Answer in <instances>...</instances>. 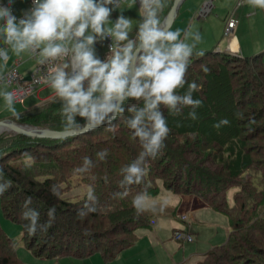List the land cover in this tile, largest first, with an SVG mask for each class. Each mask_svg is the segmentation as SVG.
Here are the masks:
<instances>
[{
	"label": "trees",
	"instance_id": "trees-1",
	"mask_svg": "<svg viewBox=\"0 0 264 264\" xmlns=\"http://www.w3.org/2000/svg\"><path fill=\"white\" fill-rule=\"evenodd\" d=\"M173 2L165 0L162 22ZM201 52L203 55L194 54L187 73L188 82L201 86L193 93L194 99L203 101L196 109L198 119L188 118L190 108L173 115L162 107L170 128L165 148L155 160L148 161L144 184L133 185L126 198L114 197L123 191L118 186L122 179L119 170L141 149L122 118L113 120V131L99 127L63 139L0 133V167L5 178L13 182L0 196L4 215L22 226L20 214L29 196L30 207L40 213V223L47 222L50 207L56 208V219L46 232L29 236L22 226L23 241L36 256L84 259L99 252L106 262L115 259L136 241V231L149 224L151 211L137 214L133 197L145 185L151 197L157 196L162 181L165 188L195 195L230 220L227 242L209 250L198 264H264V50L249 56L216 48L194 51ZM201 65L210 71L204 73ZM186 90L187 85L179 91ZM59 108L54 95L22 110L19 119H11L64 130ZM76 119L84 123L82 118ZM223 119L229 123L214 127ZM250 141L260 142L259 147L249 146ZM105 148L109 154L105 161H99L95 154ZM84 156L90 157L95 167L89 174L73 175ZM92 175L95 181L90 179ZM74 176H79V185H91L98 198L97 211L83 219L77 210L83 206L86 192L77 200L65 197L74 188ZM54 184L59 185V197L50 192ZM233 188L236 191L230 201ZM16 246L17 241L0 225V264H25Z\"/></svg>",
	"mask_w": 264,
	"mask_h": 264
},
{
	"label": "clouds",
	"instance_id": "clouds-1",
	"mask_svg": "<svg viewBox=\"0 0 264 264\" xmlns=\"http://www.w3.org/2000/svg\"><path fill=\"white\" fill-rule=\"evenodd\" d=\"M124 0H32V5L20 18L13 14L14 0L0 4V68L7 66L10 54L34 59L42 70L40 79L53 91L60 103L59 115L65 132L78 134L81 128L92 131L106 127L113 131V120L122 118L130 130L131 139L138 141L140 151L137 157L119 170L122 179L114 193L116 198H126L133 185L144 184L149 171V160H155L165 148L170 128L162 107L173 115H179L184 108H190L188 118L198 119L196 109L202 107L201 99H194L193 93L201 86L188 82L187 73L202 37L191 26L183 31L165 29L160 13L165 0H127L128 8L139 3L134 36L133 20L123 11L110 19L113 11L121 9ZM264 9V0H241V5ZM106 58L97 55V43L109 40ZM201 70L210 69L201 65ZM11 77L0 74V98L5 109L19 119L15 108L17 96L7 87ZM187 90L182 94L180 89ZM135 101L132 104L128 102ZM125 113L128 115L125 116ZM243 118V114L237 112ZM77 117L84 123L77 122ZM227 119L214 127L227 125ZM108 149L96 152L99 161H105ZM93 160L84 156L81 165L75 167L73 175L91 173ZM90 179L95 181L94 175ZM0 167V196L12 187ZM145 185L132 199L137 214L157 211V204ZM50 192L59 197V185H52ZM167 198L159 204L164 211ZM32 197L23 203L20 219L24 232L35 236L38 231L46 232L56 219V208L47 211L48 220L40 223V213L30 207ZM98 198L89 185L86 200L77 210L80 218L96 212ZM86 209L87 211H84Z\"/></svg>",
	"mask_w": 264,
	"mask_h": 264
},
{
	"label": "crops",
	"instance_id": "crops-1",
	"mask_svg": "<svg viewBox=\"0 0 264 264\" xmlns=\"http://www.w3.org/2000/svg\"><path fill=\"white\" fill-rule=\"evenodd\" d=\"M199 1H183L171 30L179 29L183 33V26L188 25V28L191 26L192 30L198 31L202 37L197 45L204 42L212 43L215 45L213 48L220 45L228 51L241 55L244 54V51L249 53L250 50L264 47V9L253 8L247 4L241 5V0H203L201 3ZM207 1H211L212 10L210 13L202 15L200 9ZM3 3L6 4L7 0H0V4ZM29 4L30 0H14L13 14H23ZM136 5L135 8H133L135 5L128 8L127 2L124 3L121 5V9L113 11L110 19L114 23L115 18L123 11L126 17L133 20V31H136L137 21L135 18L140 19L138 15L139 3L137 2ZM179 18H182V22L176 24ZM188 18H191L189 22ZM230 19H234L236 24L234 30L227 35L225 32ZM256 30L258 39L253 37V32ZM259 39L260 42H258ZM9 54L10 59L7 66L0 68V73L8 72L17 61H20L18 70L24 79H29L36 66L35 60L30 59L27 55L16 57ZM7 90L10 91L9 86ZM52 96L54 93L47 85L42 87L38 96H32L34 101L29 108L37 106ZM1 106L3 110H0V114L4 113V115L0 117V120L11 119L13 116L5 109L2 98H0ZM14 106L16 108V105ZM16 110L20 113L22 108H16ZM166 190L161 197V191L157 196H153L152 202L157 204V211L155 213L151 211L149 224L136 231V241L109 262H106L101 255L103 262L106 264H198L204 260L209 250L227 242L230 230L227 229L225 232L226 219L223 217L225 216L223 213L215 211L195 195L180 194L167 188ZM163 198H167L168 203L164 211L161 212L159 204ZM181 214L187 215L186 221L181 218ZM179 229L191 232L194 235V240L191 242L174 241V232ZM36 257L37 260L43 261L44 259ZM92 263L101 264L98 260Z\"/></svg>",
	"mask_w": 264,
	"mask_h": 264
},
{
	"label": "rangeland",
	"instance_id": "rangeland-1",
	"mask_svg": "<svg viewBox=\"0 0 264 264\" xmlns=\"http://www.w3.org/2000/svg\"><path fill=\"white\" fill-rule=\"evenodd\" d=\"M202 1L203 0H200L199 3H201ZM135 7H137V5H135L133 8H135ZM211 7H212V5H211ZM196 11H197V9H196ZM198 13H199V11H198ZM181 19L182 18H179L176 21L177 22L176 24H181V22H182ZM190 19L191 18H188L187 19L188 22L190 21ZM135 20L138 21L137 18H135ZM187 26L188 25L183 26L182 27V31L186 30L188 28ZM134 34H135V30L131 33V35L134 36ZM253 37H255L256 39H258L257 30L253 32ZM181 38H183V33L181 35ZM260 41L261 40L259 39L258 42H260ZM263 43H264V39H263ZM213 46H215V45H212V43H206V42H204L201 45H197L196 48L194 49V51H207V50L212 49ZM215 48H216V50H227L225 48H222L220 45H216ZM96 49H97V55L99 57H103L106 54H108V52H109L108 45H107L106 41H103V42L98 43L96 45ZM262 50H264V47L263 48L261 47V48H258V49L250 50L249 53L246 52V51H244L243 52L244 54H242V56L253 55V54H256V53H258V52H260ZM32 96H35L36 97L38 95H32ZM32 96L27 97L26 99H24L20 103H16L15 104L16 105V108H18V109H21L22 108V110H27L33 104L34 98ZM46 100L47 99H45L43 101H46ZM0 110H3L2 109V106L0 107ZM2 115H4V113H1L0 114V117ZM243 120H241V122L243 121V123H245V120H247V118L244 117ZM244 129H246V126H245ZM248 129H250V127L247 128L246 130H248ZM249 132H250V130L247 132V134ZM259 144H260V142H258V141H253V142L250 141L249 146H253L254 145V147L257 148V147H259L258 146ZM78 179H79V176L78 177L74 176L72 178V184H73L74 188H72L71 191L68 194L65 195L66 198H70L72 200H77V199H79V197H81L87 191L88 186L83 185V184L82 185H79L78 184V181H79ZM159 184L161 186V194H160V197H161L162 195H164V193L167 190H166L165 186L163 185V182L162 181H160ZM235 191H236L235 188H233V189H231L229 191V199H230V201L233 199V193ZM223 217H225V219H226L225 227L224 228L226 229L225 232H227V229L231 230L230 220H229V218H228L227 215H225ZM0 225L6 231V233L9 236H11L12 238H14L17 241V246H16L17 251H16V253H17L18 257L20 259H22L25 264H59V263L60 264H93L92 262L95 261V260H98L101 264H106L105 262L102 261L101 254L99 252L96 253L95 255L88 256L85 259H77V258L67 257L66 256V257H59V258H53V259H49V258L43 257L44 258L43 261L42 260H37L38 258L35 256V253L32 250H29L26 247L25 242L23 241L22 226L19 223H16L14 221H11L10 219H8L4 215L3 209H2L1 199H0ZM173 240L176 241V242L178 241L176 239H173Z\"/></svg>",
	"mask_w": 264,
	"mask_h": 264
},
{
	"label": "built area",
	"instance_id": "built-area-1",
	"mask_svg": "<svg viewBox=\"0 0 264 264\" xmlns=\"http://www.w3.org/2000/svg\"><path fill=\"white\" fill-rule=\"evenodd\" d=\"M127 0H124L122 5L126 3ZM4 4V3H3ZM32 5V0H30V4L28 9ZM211 1H207L200 9V14L205 15L210 13L211 9ZM17 18H20L21 15H15ZM235 20L230 19L227 23L226 27V34H230L234 28H235ZM109 50V45L111 43L110 39L106 40ZM107 54L103 57H100L101 59L106 58ZM20 64V61H17L14 66L11 67V69L4 73L6 76L11 77V83L8 85L10 87V91L14 92V94L17 96V100L15 103H20L27 97L31 95H39V91L42 87L46 86V84L40 79V76L43 74L42 70L38 65L35 66L33 71L31 72L29 79H24L21 73L18 70V65ZM2 74V73H0ZM181 218L183 220H187L186 214H181ZM174 238L178 241H184V242H191L194 240V236L191 232L188 230H176L174 233Z\"/></svg>",
	"mask_w": 264,
	"mask_h": 264
},
{
	"label": "water",
	"instance_id": "water-1",
	"mask_svg": "<svg viewBox=\"0 0 264 264\" xmlns=\"http://www.w3.org/2000/svg\"><path fill=\"white\" fill-rule=\"evenodd\" d=\"M183 1L184 0H174L171 9L162 22L165 29H171L173 27ZM3 131H12L26 136L52 139H63L89 132L88 130L81 128L78 134H70L65 132L64 130L32 126L29 124L16 122L13 119L9 118L0 120V133H2Z\"/></svg>",
	"mask_w": 264,
	"mask_h": 264
}]
</instances>
